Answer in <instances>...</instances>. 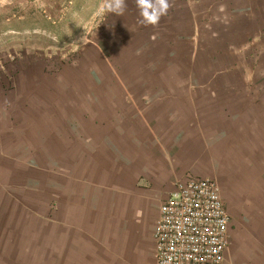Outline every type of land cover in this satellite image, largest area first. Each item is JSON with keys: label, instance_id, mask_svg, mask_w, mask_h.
Masks as SVG:
<instances>
[{"label": "crops", "instance_id": "obj_1", "mask_svg": "<svg viewBox=\"0 0 264 264\" xmlns=\"http://www.w3.org/2000/svg\"><path fill=\"white\" fill-rule=\"evenodd\" d=\"M134 0L0 78V264H158L178 181L211 178L222 264H264V0Z\"/></svg>", "mask_w": 264, "mask_h": 264}, {"label": "built area", "instance_id": "obj_2", "mask_svg": "<svg viewBox=\"0 0 264 264\" xmlns=\"http://www.w3.org/2000/svg\"><path fill=\"white\" fill-rule=\"evenodd\" d=\"M229 222L215 180L178 181L160 205L153 234L158 264H222Z\"/></svg>", "mask_w": 264, "mask_h": 264}, {"label": "rangeland", "instance_id": "obj_3", "mask_svg": "<svg viewBox=\"0 0 264 264\" xmlns=\"http://www.w3.org/2000/svg\"><path fill=\"white\" fill-rule=\"evenodd\" d=\"M102 0H11L0 8V78L9 65L30 54L59 57L54 51L77 46L103 17Z\"/></svg>", "mask_w": 264, "mask_h": 264}, {"label": "clouds", "instance_id": "obj_4", "mask_svg": "<svg viewBox=\"0 0 264 264\" xmlns=\"http://www.w3.org/2000/svg\"><path fill=\"white\" fill-rule=\"evenodd\" d=\"M11 3V0H0V8ZM138 10V23L144 27H158L162 18L169 14L173 7L170 0H134ZM37 6H44V0H37ZM127 0H102L100 11L103 14L123 16L127 11Z\"/></svg>", "mask_w": 264, "mask_h": 264}]
</instances>
